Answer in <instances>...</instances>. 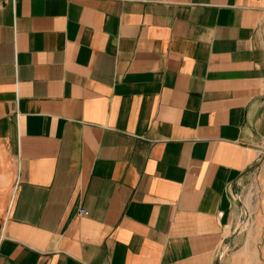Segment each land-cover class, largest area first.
<instances>
[{
  "label": "crops",
  "instance_id": "1",
  "mask_svg": "<svg viewBox=\"0 0 264 264\" xmlns=\"http://www.w3.org/2000/svg\"><path fill=\"white\" fill-rule=\"evenodd\" d=\"M0 143V264H216L264 152V0H0Z\"/></svg>",
  "mask_w": 264,
  "mask_h": 264
},
{
  "label": "rangeland",
  "instance_id": "2",
  "mask_svg": "<svg viewBox=\"0 0 264 264\" xmlns=\"http://www.w3.org/2000/svg\"><path fill=\"white\" fill-rule=\"evenodd\" d=\"M16 177V159L5 147L4 154L0 152V223L11 205ZM232 198L236 204L235 221L217 248L224 255L219 260L215 254L216 264H264V152L233 191Z\"/></svg>",
  "mask_w": 264,
  "mask_h": 264
},
{
  "label": "built area",
  "instance_id": "3",
  "mask_svg": "<svg viewBox=\"0 0 264 264\" xmlns=\"http://www.w3.org/2000/svg\"><path fill=\"white\" fill-rule=\"evenodd\" d=\"M215 254H216V259H219V260H220V259L222 258V256L224 255L222 252H220V249H219V250L217 249Z\"/></svg>",
  "mask_w": 264,
  "mask_h": 264
}]
</instances>
